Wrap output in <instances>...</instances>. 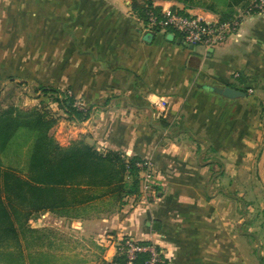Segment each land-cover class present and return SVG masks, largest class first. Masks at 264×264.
Wrapping results in <instances>:
<instances>
[{
  "label": "crops",
  "instance_id": "obj_1",
  "mask_svg": "<svg viewBox=\"0 0 264 264\" xmlns=\"http://www.w3.org/2000/svg\"><path fill=\"white\" fill-rule=\"evenodd\" d=\"M219 2L214 10L154 4L210 21L242 12ZM207 85L246 95L227 98ZM42 86L73 97L88 117L76 119ZM24 88L37 101L31 106L17 96ZM40 103L54 109L60 144L82 139L139 156L157 174L153 190L141 186L123 203L104 196L77 213L46 211L41 217L62 231H55L61 244L48 239L39 264H111L127 237L157 244L165 264H264L260 223L256 239L246 229L255 198L229 189L255 186L241 177L250 171L264 187V12L246 15L224 43L207 47L148 29L131 0H0V110ZM59 124L69 128L60 136Z\"/></svg>",
  "mask_w": 264,
  "mask_h": 264
},
{
  "label": "trees",
  "instance_id": "obj_2",
  "mask_svg": "<svg viewBox=\"0 0 264 264\" xmlns=\"http://www.w3.org/2000/svg\"><path fill=\"white\" fill-rule=\"evenodd\" d=\"M154 1L131 0V7L147 22L150 11L159 14L162 10ZM174 1L213 10L221 1L230 8L242 5L244 11L256 0ZM239 14L230 10L222 13L220 21L233 20ZM41 91L76 119L88 117L90 109H79L73 97L61 98L60 90L45 86ZM42 104L31 108L9 104L0 110V264H24L23 241L27 243L32 231L29 222L33 215L77 213L89 200L107 196L123 203L141 192L143 169L138 163L143 158L128 157L119 150H100L83 140L60 144L52 133L58 118ZM10 159L14 166H5ZM148 256L141 253L137 264H145ZM115 260H123V256Z\"/></svg>",
  "mask_w": 264,
  "mask_h": 264
},
{
  "label": "built area",
  "instance_id": "obj_3",
  "mask_svg": "<svg viewBox=\"0 0 264 264\" xmlns=\"http://www.w3.org/2000/svg\"><path fill=\"white\" fill-rule=\"evenodd\" d=\"M264 12V0L254 1L250 8L241 12L233 20L228 21H210L200 14H192L180 12L178 10L162 9L158 14L150 11L145 26L148 29L177 32L191 44L214 47L224 43L230 34L235 32L242 19L246 15ZM159 106L164 110L168 106L165 99L159 100ZM143 169L142 171V191L148 194L153 190L155 176L157 174L155 165L150 160L138 163ZM147 252L149 256L145 260V264H165L166 256L162 248L153 242H143L132 237H127L119 244V255L123 256V260H114L111 264H137V260L141 253Z\"/></svg>",
  "mask_w": 264,
  "mask_h": 264
},
{
  "label": "rangeland",
  "instance_id": "obj_4",
  "mask_svg": "<svg viewBox=\"0 0 264 264\" xmlns=\"http://www.w3.org/2000/svg\"><path fill=\"white\" fill-rule=\"evenodd\" d=\"M17 96H21V102L23 105L25 104L27 106H31V104L37 102L36 100H33V98H32L33 91L29 90L28 88L27 89L24 88V89L19 90L17 92ZM46 101H48V100L46 99L45 102ZM43 104H45V103H43ZM40 105H41V103L38 104V106H40ZM51 110L53 111L54 109L51 108ZM71 125H73L72 122H71ZM61 126L62 125L59 124L55 130V132L59 133V136L63 135L64 132L67 129H69L67 125H63L62 128H61ZM73 139H71L72 140L71 143L73 141L82 140V139H74V140ZM69 140L70 139H68V141ZM84 142H86V141H84ZM15 164H17L16 166H19L18 163H15ZM4 165L5 166H14L11 159L6 160ZM249 168H250V170H252V166H250ZM256 174H257V171H250V172H244V174H242V176H241V177L244 176V182H249V183L253 182L255 184V186H245V187L238 186L237 187L236 185H234V186L230 187L229 189L230 190H236L237 194L238 193L240 195L244 194V195L249 196L250 198H255V200H253V203L249 204L250 206H249L248 211L251 212V214L246 215V218H248L246 220V224L248 225L246 227V229L249 230L251 232L252 237H254L256 239L257 234L259 232L257 225H258V223H260V229H261L260 230V234H261L260 237H261V242H262L261 244L264 246V187L261 184L256 185V182H257ZM261 174L263 175V172ZM263 176H262V178H263ZM259 179H260V177H259ZM43 214H45V212L33 215L32 218L30 219L29 225L32 228V231L30 233H28L27 243L25 241H23V248H22L23 249V259L22 260H23L24 264H39L40 259H38L36 257L37 256L36 254H38L39 252L44 253V251L47 249L48 239L55 241V243H58L59 246L61 244L60 243L61 236L59 234H56L55 231H57L59 233L62 231L60 229H55V227H54V229H51V231H50L49 227H52V226L46 225V223L49 224V220L46 221L44 217H41V215H43ZM258 217H259V222L256 221ZM58 228H59V226H58ZM45 229H47L48 231H46ZM63 236H64V234H63ZM67 236L68 235H65V237H67ZM48 246H49V244H48ZM261 255H262V258H264V250H262ZM40 262L42 263V261H40Z\"/></svg>",
  "mask_w": 264,
  "mask_h": 264
},
{
  "label": "water",
  "instance_id": "obj_5",
  "mask_svg": "<svg viewBox=\"0 0 264 264\" xmlns=\"http://www.w3.org/2000/svg\"><path fill=\"white\" fill-rule=\"evenodd\" d=\"M208 90L215 92L219 95L225 96L227 98L235 99L238 97H243L246 95L245 92L241 90H237L235 88H232L230 86H225V87H218V86H212V85H207L205 86ZM154 227H158V223H154Z\"/></svg>",
  "mask_w": 264,
  "mask_h": 264
}]
</instances>
